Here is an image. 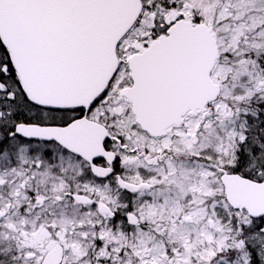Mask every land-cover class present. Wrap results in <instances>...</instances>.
Segmentation results:
<instances>
[{
  "label": "snow or ice",
  "instance_id": "snow-or-ice-1",
  "mask_svg": "<svg viewBox=\"0 0 264 264\" xmlns=\"http://www.w3.org/2000/svg\"><path fill=\"white\" fill-rule=\"evenodd\" d=\"M0 264H264V0H0Z\"/></svg>",
  "mask_w": 264,
  "mask_h": 264
}]
</instances>
